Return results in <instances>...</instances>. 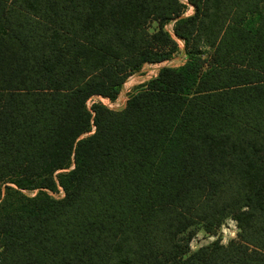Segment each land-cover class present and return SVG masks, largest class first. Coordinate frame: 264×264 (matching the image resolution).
Returning a JSON list of instances; mask_svg holds the SVG:
<instances>
[{
  "label": "trees",
  "instance_id": "16d2710c",
  "mask_svg": "<svg viewBox=\"0 0 264 264\" xmlns=\"http://www.w3.org/2000/svg\"><path fill=\"white\" fill-rule=\"evenodd\" d=\"M0 264H264V0H0Z\"/></svg>",
  "mask_w": 264,
  "mask_h": 264
},
{
  "label": "rangeland",
  "instance_id": "374dc122",
  "mask_svg": "<svg viewBox=\"0 0 264 264\" xmlns=\"http://www.w3.org/2000/svg\"><path fill=\"white\" fill-rule=\"evenodd\" d=\"M192 12L193 8L191 6H187L184 14L188 15ZM155 27L156 24L153 23L151 25L150 30L153 31ZM171 27L172 24L165 25V29H167L168 31L171 30ZM176 39L178 41L180 50H178L170 59L159 63H145L138 71L132 73L126 79L116 99L111 101L109 98L102 97L100 95H94L88 99L87 106L90 107L93 102L100 101L110 108H120L124 105L127 98L138 89L139 85L146 82L151 77H154L161 67L178 66L182 64L185 60V55L181 50L183 43L181 39ZM49 193L57 198L63 195V192L61 190L57 193ZM238 230L239 228L237 226V222L230 216V214L222 218L219 226H216L212 231L206 230L203 223H196L193 226L192 237L188 242V251H195L202 246L209 245L213 241H218L219 243L227 244L231 239L236 238Z\"/></svg>",
  "mask_w": 264,
  "mask_h": 264
}]
</instances>
